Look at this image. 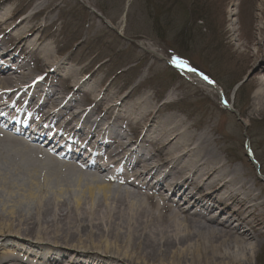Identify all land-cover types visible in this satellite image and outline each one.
Wrapping results in <instances>:
<instances>
[{
	"label": "bare ground",
	"instance_id": "obj_1",
	"mask_svg": "<svg viewBox=\"0 0 264 264\" xmlns=\"http://www.w3.org/2000/svg\"><path fill=\"white\" fill-rule=\"evenodd\" d=\"M8 18L0 16V264H249L264 243V200L239 166L222 163L211 134L190 131L147 94L125 106L127 95L100 96L94 82L84 90L75 74L50 93L59 61L38 46L39 25L25 16L6 28ZM263 90L264 81L259 109Z\"/></svg>",
	"mask_w": 264,
	"mask_h": 264
},
{
	"label": "rangeland",
	"instance_id": "obj_2",
	"mask_svg": "<svg viewBox=\"0 0 264 264\" xmlns=\"http://www.w3.org/2000/svg\"><path fill=\"white\" fill-rule=\"evenodd\" d=\"M40 1L0 0V16L9 17L6 28L25 16L28 25H39L38 46L49 47L59 61L45 81L53 84L50 93L61 77L75 74L85 79L84 90L94 82L100 96L127 95L125 106L147 94L190 131L209 132L222 163L239 166L264 200V109L256 98L264 81V0H48L36 12ZM168 61L199 71L220 93L189 80ZM26 62L34 66L33 59ZM169 201L182 204L176 195ZM217 214L209 216L225 219ZM248 255L249 264H264V243Z\"/></svg>",
	"mask_w": 264,
	"mask_h": 264
}]
</instances>
